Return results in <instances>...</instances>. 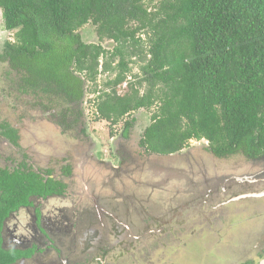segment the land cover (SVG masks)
Returning <instances> with one entry per match:
<instances>
[{"label":"trees","instance_id":"trees-1","mask_svg":"<svg viewBox=\"0 0 264 264\" xmlns=\"http://www.w3.org/2000/svg\"><path fill=\"white\" fill-rule=\"evenodd\" d=\"M0 9L5 29L16 30L15 41L0 51V63L17 77L14 91L54 111L66 131L84 132L89 82L99 94L96 119L111 128L158 104L139 141L149 154L178 153L202 139L219 158L264 154V0H0ZM88 24L99 43L80 33ZM106 39L115 43L112 51L102 45ZM137 56L143 76L121 95L117 87ZM107 57L102 68L115 76L99 90ZM135 121L124 122L123 138ZM0 127L18 146L17 130L7 122ZM54 180L24 163L0 167V229L29 195L57 191ZM17 258L0 244V264Z\"/></svg>","mask_w":264,"mask_h":264},{"label":"rangeland","instance_id":"rangeland-1","mask_svg":"<svg viewBox=\"0 0 264 264\" xmlns=\"http://www.w3.org/2000/svg\"><path fill=\"white\" fill-rule=\"evenodd\" d=\"M15 31L5 29L0 9V51L6 41H15ZM80 33L89 43L100 42L96 27L92 24L83 27ZM101 43L109 51L115 47L112 40L106 39ZM131 59L132 71L127 74L126 82L117 87L121 95L143 76L140 70L143 63L141 59L138 56ZM107 60L109 61L108 57L101 59L97 80L99 90L115 76L102 68L103 62ZM117 63L118 59L113 65ZM10 71L8 63H0V121L14 124L19 129L20 138L19 147H12L0 135V156L4 158L0 160L1 166L8 165L11 169L17 166L22 159L21 152L28 155L35 168H59L62 164L73 161L75 177L84 169L89 189L98 183L95 182V177H101L100 190L96 194L104 200L94 194V199H98L100 205L106 207L108 203L117 200L121 204L115 206L116 212L111 209L115 213H121L125 205L133 212L134 208L141 210L145 216L164 214L165 226H172V233L163 240L156 243L148 238L146 243H138L137 248L128 241L127 234L118 236L119 232L112 230L111 223L108 222L110 228L107 225L99 231L97 228L98 238L94 240V249L99 248L100 244H111L114 249L105 250L109 257L106 264H243L251 258L257 259L258 249L251 248L254 246L252 235L257 233L263 219L260 214H264V200L228 199L241 193V188L246 185L240 181L239 176L256 174V165L259 163L242 153L219 158L204 149L208 145V141L204 139L191 140L177 155L149 154L139 145V141L145 127L152 123L151 117L157 111L158 104L151 109L143 108L125 116L111 128L109 122L95 119V98L99 94L91 91L94 84L89 82L82 105L84 132L74 127L69 135L62 134L60 126L49 120L48 112L44 113L36 106L29 108L24 97L10 91L13 80L17 81L14 72L10 75ZM20 115L27 118L21 119ZM132 118L136 119L134 126L129 137L123 138L124 122ZM129 153L132 157H128ZM230 176L232 181H228ZM79 179L78 190L83 193L80 176ZM216 185L218 189H215ZM225 187L228 189L226 195L223 193ZM251 188L250 186L249 189ZM81 192L73 195L70 202L64 200L63 196L50 199L49 203L59 207L69 205V211L66 212L69 215L71 211L80 212V206H87V210L83 212L91 216L93 201L80 198ZM169 215L173 217L169 218ZM117 218L123 220L120 215ZM113 227L118 230V225ZM120 232L123 233V229ZM251 232L254 234H250Z\"/></svg>","mask_w":264,"mask_h":264},{"label":"flooded vegetation","instance_id":"flooded-vegetation-1","mask_svg":"<svg viewBox=\"0 0 264 264\" xmlns=\"http://www.w3.org/2000/svg\"><path fill=\"white\" fill-rule=\"evenodd\" d=\"M14 89L15 88L11 85L10 91H14ZM14 92L26 99L29 108L32 106H36L40 109L43 108L42 105L37 103V100L32 96H23L19 91ZM42 110L44 113L48 112L50 114L51 120H56L53 118L54 111ZM20 116L22 117H20L21 119L27 118V116ZM1 122L11 124L8 121H0V123ZM11 126L17 130L19 139V129H17L14 124H11ZM78 128L81 129L82 127L78 126ZM0 135L10 146L19 147V145H15L9 138L3 135L1 127ZM21 155L22 159L17 166L12 169L17 168L24 163V165L30 168L33 173L36 172L39 174V178H43V180L46 181L48 178L55 179L54 181L57 182L56 186H58V190L42 197L33 194L29 195L27 198L28 203L21 204L17 208L10 210L9 214L5 217L0 229V244L4 251H11L18 256L15 263L12 264H106L109 257L105 250L109 249V251H114L112 248L113 246H110L111 244L109 243L108 246H102L100 244L99 248L94 249V240L98 238V232L96 229L99 228V231L105 225L110 228L109 223H111L114 232H119L118 236H125V234H127L126 236L129 237L128 241L131 244H134L136 248L138 243L144 244L148 238L153 239L154 242L157 243L167 237L169 233H172V226H165L163 221V217L165 218L164 214H159L154 217L145 216L141 210L134 208L133 212L125 205H123L121 213H115V206L121 204V202L117 200L114 202H110L109 200L108 202L110 203H108L106 207L100 205L98 199H94V194L101 199V196L96 194L100 190L99 185H101V177L98 178L97 176H94L95 182L98 183L94 185V188L89 189L88 180L86 178L87 175L84 169H82L81 173L75 177V163L73 161L72 163L68 162L62 164L59 168H35L34 165H31L30 159L25 152H21ZM173 155H177V153L168 156ZM128 157H132L131 153L128 154ZM245 157L259 163L256 165L258 172L250 176L240 175V181L245 182L246 185L244 188H241V193L233 196L230 200L228 199V201H236L242 198H261L264 200V154L255 157ZM2 159L4 158L0 156V160ZM127 160H129V158ZM0 167L11 169L8 165L1 166V163ZM79 176L82 181L81 186L83 187V193L81 190H78ZM72 178L74 179L73 181L71 180ZM248 178L250 181H248ZM228 181H232V176L229 177ZM204 184L206 185L207 183L205 182ZM250 186L252 187L251 189H249ZM210 189L212 191V187ZM215 189H218L217 185ZM215 189L213 191H215ZM80 192V198H88L93 201V206L90 207L92 211L91 216L89 213L83 212L84 210H87V206H80V212L72 213L71 211V215H69L66 213L69 211V205L59 207L56 204L51 205L49 203L50 199L63 196L64 200L70 202V200L74 198L73 195ZM69 193L70 197L67 198ZM223 193L225 195L228 193L226 187L223 189ZM161 197L162 195H160V198ZM42 201L43 203H41ZM94 203L97 207L95 209ZM111 209H114L115 212ZM115 214L120 215L125 222L120 218H117L118 215L116 216ZM168 217L171 218L173 215H169ZM261 217L264 219V214H260V218ZM108 219H110V221ZM263 219H261L262 225L260 223L258 226L259 230L257 233H250L254 234L252 235L254 236V246L251 248H254V250L258 249L256 253L257 259L251 258V260H248L243 264H259L264 260ZM114 225H118L116 228L118 230H115V227H113ZM120 229H123V233L120 232ZM142 241L145 242L143 243ZM156 248H158V245ZM24 252H27L28 255H25L27 253L24 254ZM47 256L50 257L48 258ZM136 259L139 260L137 257Z\"/></svg>","mask_w":264,"mask_h":264},{"label":"clouds","instance_id":"clouds-1","mask_svg":"<svg viewBox=\"0 0 264 264\" xmlns=\"http://www.w3.org/2000/svg\"><path fill=\"white\" fill-rule=\"evenodd\" d=\"M96 97H97V96H96ZM95 99H96V98H95ZM95 115L97 116V110H96V109H95ZM95 119H96V117H95ZM49 120H50V121H54V122H56V123L60 126V128H61V133H62V134H65V135L68 134V135H69V131H66V130L64 129V126H63V125L61 126V125L57 122V120H51L50 118H49ZM96 120H97V119H96ZM97 121H98V120H97ZM100 121H103V120H100ZM112 138H114V137H112ZM113 140H114V139H112V141H113ZM204 140H205V139H204ZM112 141H111V142H112ZM178 153H180V152H178ZM178 153H177V154H178ZM173 154H176V153H173ZM158 155H159V154H158ZM170 155H172V154H170ZM160 156H162V155H160ZM167 156H168V155H167Z\"/></svg>","mask_w":264,"mask_h":264},{"label":"water","instance_id":"water-1","mask_svg":"<svg viewBox=\"0 0 264 264\" xmlns=\"http://www.w3.org/2000/svg\"><path fill=\"white\" fill-rule=\"evenodd\" d=\"M259 264H264V260H262Z\"/></svg>","mask_w":264,"mask_h":264}]
</instances>
